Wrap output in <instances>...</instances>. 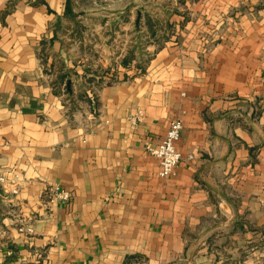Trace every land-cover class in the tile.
Wrapping results in <instances>:
<instances>
[{
    "label": "crops",
    "instance_id": "crops-1",
    "mask_svg": "<svg viewBox=\"0 0 264 264\" xmlns=\"http://www.w3.org/2000/svg\"><path fill=\"white\" fill-rule=\"evenodd\" d=\"M105 1L0 0V264H264V0Z\"/></svg>",
    "mask_w": 264,
    "mask_h": 264
},
{
    "label": "built area",
    "instance_id": "built-area-1",
    "mask_svg": "<svg viewBox=\"0 0 264 264\" xmlns=\"http://www.w3.org/2000/svg\"><path fill=\"white\" fill-rule=\"evenodd\" d=\"M184 129L183 120L175 117L170 121L168 130L162 140L155 146H148L149 151L159 160V175L162 178H168L175 173L177 166L183 158V154L178 148V142L182 137ZM10 184L11 192H19L18 181L16 178L9 179L5 174L0 172V188ZM53 200L69 199L70 192L60 187H55L52 192ZM21 232H33L32 226L22 225L19 228Z\"/></svg>",
    "mask_w": 264,
    "mask_h": 264
},
{
    "label": "rangeland",
    "instance_id": "rangeland-1",
    "mask_svg": "<svg viewBox=\"0 0 264 264\" xmlns=\"http://www.w3.org/2000/svg\"><path fill=\"white\" fill-rule=\"evenodd\" d=\"M97 1V0H96ZM107 2L104 0H98V2L96 3L95 0H80V4L79 6L76 8L79 12H85V13H91V12H94L95 10L98 12V13H101L102 11H104V8L107 6ZM74 23H72L73 27H76L78 28L79 30H85L86 32H89V31H95L96 30V27H99L100 26V22L99 21H96V20H90V19H83L82 22H78L77 19L76 21L72 20ZM71 21V22H72ZM78 22V23H76ZM67 25V23H64V27ZM134 26V23L133 22H130L129 23V27H130V30H132V28ZM158 28H166V24H158L157 25ZM169 31V29L167 28L166 29V35H167V32ZM131 36V35H130ZM144 37L143 39H141L140 37H137V38H133L132 40V37H130V41H133L134 43H139L141 44V46H144L146 45V41L148 40V37H145V36H142ZM94 89L97 88L96 84L93 85Z\"/></svg>",
    "mask_w": 264,
    "mask_h": 264
},
{
    "label": "trees",
    "instance_id": "trees-1",
    "mask_svg": "<svg viewBox=\"0 0 264 264\" xmlns=\"http://www.w3.org/2000/svg\"><path fill=\"white\" fill-rule=\"evenodd\" d=\"M71 13H72V16H74V13L73 12H71ZM146 24L148 27L149 36H156L157 33L159 34L160 30L166 31L167 28L170 29V27H171V25L167 22L166 28L165 27L164 28H161V27L158 28L157 25L160 24V22L158 21V19H155L150 15H148V17H147ZM167 38H168V35H166V32L164 33V35L160 33L158 38H156V41L162 44V42L164 40H166ZM148 40H149V38H148ZM147 41H146V44H147ZM138 45H139L140 49L144 48V46H141V44L138 43ZM133 56H134V54L131 53L129 55V57L124 59L123 60L124 65L129 64L131 62ZM87 79L89 82L97 84L98 88L101 87V85L103 84V79L101 78V79L97 80L94 75L89 76ZM70 80H71V74L67 70H63L58 74L56 82H60L61 84H63L67 93H72V91H73L72 80H71V82H70ZM68 82H70V87H68Z\"/></svg>",
    "mask_w": 264,
    "mask_h": 264
},
{
    "label": "water",
    "instance_id": "water-1",
    "mask_svg": "<svg viewBox=\"0 0 264 264\" xmlns=\"http://www.w3.org/2000/svg\"><path fill=\"white\" fill-rule=\"evenodd\" d=\"M141 16H142V12L139 11V12H138V17H137V20H136V25H137L138 27L140 26ZM69 85H70V82H69ZM0 194H1V189H0Z\"/></svg>",
    "mask_w": 264,
    "mask_h": 264
}]
</instances>
